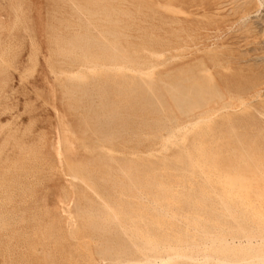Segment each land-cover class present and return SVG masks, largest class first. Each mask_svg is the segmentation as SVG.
<instances>
[{
    "label": "rangeland",
    "instance_id": "rangeland-1",
    "mask_svg": "<svg viewBox=\"0 0 264 264\" xmlns=\"http://www.w3.org/2000/svg\"><path fill=\"white\" fill-rule=\"evenodd\" d=\"M229 263L264 264V0H0V264Z\"/></svg>",
    "mask_w": 264,
    "mask_h": 264
},
{
    "label": "bare ground",
    "instance_id": "bare-ground-1",
    "mask_svg": "<svg viewBox=\"0 0 264 264\" xmlns=\"http://www.w3.org/2000/svg\"><path fill=\"white\" fill-rule=\"evenodd\" d=\"M263 6V5H262ZM227 8V7H226ZM107 14V13H106ZM110 17H112L111 15H110ZM111 21H114V19H111ZM94 64V63H93ZM180 62H178V61H176V62H174L173 64H172V70L174 71V70H177L176 72H178V70H180ZM124 69V68H123ZM189 70H191V69H189ZM185 71H188V70H186L185 69ZM149 73V72H148ZM183 73H184V71H183ZM192 74V73H191ZM190 74V75H191ZM178 75H180V73L178 74ZM178 75L176 76V77H178ZM198 75H199V73H198ZM173 77L175 76V75H172ZM171 76V77H172ZM181 76V75H180ZM175 77V78H176ZM184 77V78H183ZM180 80H173L174 81V83L173 84H170V87L168 86V88L166 89L165 87V90H170V94H171V96L173 97V99L175 100V102L182 108V114H190V113H192L193 112V110L194 109H196V108H205V105L207 104V102L209 101V99L211 98V96H209L210 95V91H208V87L206 88V86H204L203 85V83L202 82H204V81H202L201 83H194V84H189V83H192V81H191V77L189 76H187V77H185V76H183ZM201 77V76H200ZM196 80V79H195ZM202 80V79H201ZM208 80V79H207ZM191 81V82H190ZM149 83V82H148ZM207 83V82H206ZM205 83V84H206ZM165 84V83H164ZM169 85V84H168ZM162 86V85H161ZM164 86V85H163ZM162 86V87H163ZM211 86V85H210ZM206 88V89H205ZM210 88H212L213 90H215V88H217L216 87V85H212ZM209 88V89H210ZM168 90V91H169ZM168 91L166 92V93H168ZM216 91H217V89H216ZM215 91V96L216 97H218V96H220L221 97V93L219 94L218 92H216ZM212 94V93H211ZM218 95V96H217ZM156 96L157 97H155V99L157 98V99H159V95H157L156 94ZM150 97V96H149ZM172 97H170V99L172 98ZM220 97H218V100H220ZM214 98V97H213ZM157 99H156V102H157ZM229 100V99H228ZM172 101V100H171ZM211 101V100H210ZM170 102V101H169ZM175 102H173L174 104H175ZM217 102V101H216ZM158 103H160L161 104V101L159 100V102ZM159 104V105H160ZM214 104H216L217 105V103H214ZM214 104L212 105V106H214ZM156 105V104H155ZM158 105V104H157ZM156 105V107H158ZM173 105V104H172ZM178 105H176V106H178ZM207 106V105H206ZM159 107H161V106H159ZM173 107V106H172ZM175 107V106H174ZM161 109V108H160ZM178 109V108H177ZM176 109V110H177ZM208 109V108H207ZM162 110V109H161ZM202 111H203V109H202ZM159 112V111H158ZM178 112V111H177ZM209 112V110L208 111H203L202 113H200L198 116L200 117L201 115H205V114H207ZM163 112H161V114H162ZM166 117V116H165ZM202 121H203V119H202ZM198 122H200V121H198ZM192 127V126H191ZM195 132V131H194ZM175 134H177V133H175ZM188 146V145H187ZM192 151V150H191ZM209 192V191H208ZM239 207V206H238ZM164 212V211H163ZM260 241V240H259ZM195 246V245H194ZM209 248V247H208ZM206 252V251H205ZM209 254V253H208ZM175 257V256H174ZM187 259V258H186ZM262 260V259H261ZM154 263V262H153ZM222 263V262H221ZM230 264V263H229Z\"/></svg>",
    "mask_w": 264,
    "mask_h": 264
}]
</instances>
